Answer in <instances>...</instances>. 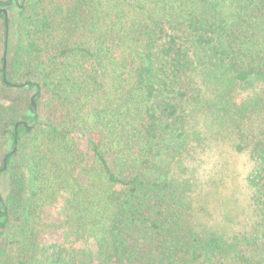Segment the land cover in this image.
Masks as SVG:
<instances>
[{
    "label": "trees",
    "instance_id": "16d2710c",
    "mask_svg": "<svg viewBox=\"0 0 264 264\" xmlns=\"http://www.w3.org/2000/svg\"><path fill=\"white\" fill-rule=\"evenodd\" d=\"M16 8L14 73L0 63V97L33 90L36 110L0 104L12 171L0 264H264V0ZM218 144L254 162V219L238 233L202 216L194 178L176 172L190 149ZM56 231L60 241L41 244Z\"/></svg>",
    "mask_w": 264,
    "mask_h": 264
},
{
    "label": "rangeland",
    "instance_id": "374dc122",
    "mask_svg": "<svg viewBox=\"0 0 264 264\" xmlns=\"http://www.w3.org/2000/svg\"><path fill=\"white\" fill-rule=\"evenodd\" d=\"M20 3L21 0H16ZM18 9L11 7L8 11L7 26L5 34L2 19L0 18V63L6 70L8 78L13 77V59L17 48L16 28L18 24ZM34 91L25 88L21 90L15 86H8L3 89L0 97V104L3 107H12L16 104L25 106L31 101ZM252 95L251 90L241 91L239 98L245 99ZM21 107V106H20ZM198 130V129H197ZM194 140V139H193ZM201 140L202 143L203 140ZM196 146L197 142L192 141ZM80 150L89 154L86 143L79 139ZM226 149H225V148ZM196 148V149H195ZM190 149L189 153L182 160L178 175H190L194 178L196 192L199 199H202V216H207L210 223H216L214 227L225 232L238 233L251 227L253 217L252 207L248 202L249 190L246 185V177L254 167V162L248 154H236L228 150L226 144L212 146V151H200L197 147ZM8 151L5 143L0 144V166L3 156ZM184 169H186L184 174ZM11 169L0 173V196L5 199L6 192L12 184ZM199 205V204H198ZM58 208H49L44 212V218L51 222H58ZM231 227V229H230ZM248 229V230H249ZM5 232V231H4ZM3 232V233H4ZM5 233L0 234V248L5 244ZM61 239V232H51L41 237V244L58 242ZM92 247V244H91Z\"/></svg>",
    "mask_w": 264,
    "mask_h": 264
},
{
    "label": "flooded vegetation",
    "instance_id": "af4514ba",
    "mask_svg": "<svg viewBox=\"0 0 264 264\" xmlns=\"http://www.w3.org/2000/svg\"><path fill=\"white\" fill-rule=\"evenodd\" d=\"M17 5H18V3L16 2V0H0V18L2 19L3 26L5 28V34H7V32H8V26H7V23H8L7 22L8 11H9V9L11 7H14V6H17ZM2 161H3V164H6V165H5V168L3 169V164H2V168L0 169V172L5 171L6 167H7V163H6V158L5 157L2 159ZM0 201H1V198H0Z\"/></svg>",
    "mask_w": 264,
    "mask_h": 264
},
{
    "label": "water",
    "instance_id": "95a60500",
    "mask_svg": "<svg viewBox=\"0 0 264 264\" xmlns=\"http://www.w3.org/2000/svg\"><path fill=\"white\" fill-rule=\"evenodd\" d=\"M5 11V10H4ZM3 69H4V65H3ZM28 84H24L23 86H27ZM36 97V94H34L33 96H32V98H31V105H32V107H33V109L34 110H36V105H35V102H34V98ZM19 123H22L23 125H26V123L25 122H19ZM19 123H16L15 124V128L18 126V124ZM5 165L6 164H3V169L5 168Z\"/></svg>",
    "mask_w": 264,
    "mask_h": 264
}]
</instances>
